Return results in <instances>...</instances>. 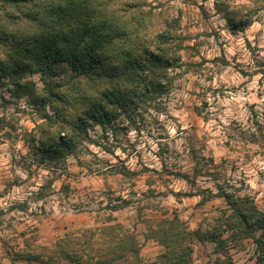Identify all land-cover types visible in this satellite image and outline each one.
I'll use <instances>...</instances> for the list:
<instances>
[{"label": "clouds", "instance_id": "9594fccd", "mask_svg": "<svg viewBox=\"0 0 264 264\" xmlns=\"http://www.w3.org/2000/svg\"><path fill=\"white\" fill-rule=\"evenodd\" d=\"M0 264H264V0H0Z\"/></svg>", "mask_w": 264, "mask_h": 264}]
</instances>
